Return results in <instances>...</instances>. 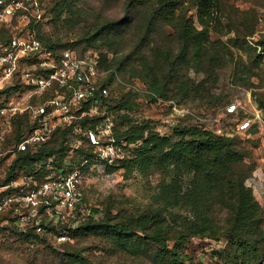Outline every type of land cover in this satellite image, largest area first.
<instances>
[{
	"label": "rangeland",
	"instance_id": "rangeland-1",
	"mask_svg": "<svg viewBox=\"0 0 264 264\" xmlns=\"http://www.w3.org/2000/svg\"><path fill=\"white\" fill-rule=\"evenodd\" d=\"M42 1L46 19L38 35L60 47H72L80 54L86 48L94 49L100 55L98 83L108 88L109 96L98 112L89 115L93 120H88L86 128L81 122L85 116H81L65 128L57 129L45 142L48 147L58 148L56 160L45 158L26 171L34 173L44 169L41 180L51 172L60 176L78 171V187L98 218L105 217L110 210L112 215H117L125 213V209L147 206L158 192L162 174L156 172L145 177L135 173L125 178L123 169L110 172L107 166L125 155L123 145H112L108 135L98 132L99 144H96L90 133L93 126L104 123L107 117L114 121L115 127V112L111 107L132 90L134 101L130 115L138 121H151L163 134L171 133L178 124H187L202 125L215 133L237 138L253 169L246 184L253 188L264 208V0H217L221 22L211 21L209 31L211 40L221 41L214 46L220 61L214 65V75L209 76L206 69L195 67L190 59L179 63L176 67L179 79L189 80L197 92L185 98H160L156 102L152 101L156 95L151 85L160 83L167 66L163 57L158 58L154 52H179L175 25L180 17L190 18L202 29L197 0H178L172 20L161 17L149 31L147 15L156 11L166 13L159 0H146L145 4L134 2L131 9L129 4L135 0ZM110 21L121 23L94 37L97 26ZM215 27L223 33L214 31ZM25 95V88L12 87L0 95V102ZM232 103L236 108L229 112L228 106ZM243 120H249L252 127L241 128ZM34 124L32 117L17 116L12 129L0 134V182L9 180L16 168L21 169L14 163L19 155L15 147L22 136L19 134L31 130ZM227 210L222 207L219 216L225 217ZM228 242L227 239L196 238L191 251L204 264H218L221 259L213 250H225ZM66 244L79 248L96 264H123L119 256L102 249L104 241L95 234L73 232L68 242L60 244L46 233L25 236L8 226L0 229V264H56L54 255L56 251H67ZM259 264H264V257Z\"/></svg>",
	"mask_w": 264,
	"mask_h": 264
},
{
	"label": "trees",
	"instance_id": "trees-1",
	"mask_svg": "<svg viewBox=\"0 0 264 264\" xmlns=\"http://www.w3.org/2000/svg\"><path fill=\"white\" fill-rule=\"evenodd\" d=\"M134 2L145 4L146 0L131 2L129 9ZM159 2L166 13L150 12L146 19L147 31L152 30L161 17L172 20L179 5L178 0ZM196 5L202 29H198L190 18L180 17L175 25L180 40L179 52H154L158 58L163 57L167 71L159 84L151 85L156 95L153 102L160 98H185L197 92L196 86L189 80L179 79L176 74L179 63L190 59L195 67L206 69L207 74L213 76L214 65L220 62L215 47L221 41L211 40L209 35L211 21L221 22L217 15L218 2L197 0ZM58 16L60 18L61 14ZM118 23L121 21L97 26L94 37L104 35L116 28ZM214 31L223 33L216 27ZM39 38L56 53L66 49ZM12 87L19 85L8 86L0 93H6ZM51 94L53 91H48L42 98ZM133 101L131 90L111 107L116 122L114 144L123 145L125 155L107 169L110 172L123 169L125 178L135 173L146 177L160 172L162 179L157 185L158 192L144 208L125 209V213L117 215H112L110 210L105 217H89L74 232L100 236L104 241L102 249L119 256L123 264H204L191 251L196 238L229 241L227 248L218 254L221 259L218 264H259L264 257V208L253 188L246 184L253 169L247 163L248 154L241 142L202 125L178 124L171 133L163 134L151 121L133 119L129 113ZM24 115L32 117L28 112L20 116ZM88 120L93 118L85 116L81 121L83 127L88 126ZM66 134L65 129L63 135ZM45 142L17 152L15 165L26 169L45 158L54 157L56 160L58 148L48 147ZM222 207L228 208L225 217H220L218 213ZM6 226L25 236L41 235L34 231H22L15 224H3L0 229ZM64 248L67 251H56L54 255L56 264H96L79 248L69 244Z\"/></svg>",
	"mask_w": 264,
	"mask_h": 264
},
{
	"label": "built area",
	"instance_id": "built-area-1",
	"mask_svg": "<svg viewBox=\"0 0 264 264\" xmlns=\"http://www.w3.org/2000/svg\"><path fill=\"white\" fill-rule=\"evenodd\" d=\"M45 19L42 0H0V92L17 85L27 90L21 99L0 102V134L9 132L15 117L27 112L35 123L15 152L36 147L58 128L98 112L109 96L108 88L98 83L100 55L92 48L82 54L70 47L56 53L37 33ZM48 91L53 94L42 98ZM235 108L232 103L228 111ZM249 125V120H243L240 127ZM113 129L114 121L107 117L90 129L91 139L99 144L97 132L106 134L116 146ZM43 175L42 168L34 173L16 168L9 180L0 182V224L46 233L57 243L69 241L89 217H98L78 187V171L60 176L51 172L41 180Z\"/></svg>",
	"mask_w": 264,
	"mask_h": 264
},
{
	"label": "water",
	"instance_id": "water-1",
	"mask_svg": "<svg viewBox=\"0 0 264 264\" xmlns=\"http://www.w3.org/2000/svg\"><path fill=\"white\" fill-rule=\"evenodd\" d=\"M213 253H215V254H219V253H220V250L214 249V250H213Z\"/></svg>",
	"mask_w": 264,
	"mask_h": 264
}]
</instances>
